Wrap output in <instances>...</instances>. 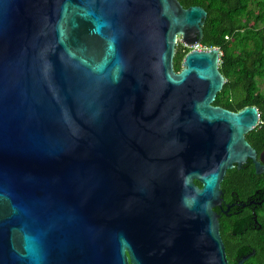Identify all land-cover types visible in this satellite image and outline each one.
Listing matches in <instances>:
<instances>
[{"label": "water", "instance_id": "95a60500", "mask_svg": "<svg viewBox=\"0 0 264 264\" xmlns=\"http://www.w3.org/2000/svg\"><path fill=\"white\" fill-rule=\"evenodd\" d=\"M207 17L179 0H0V264H230L214 209L264 152L246 138L257 107L214 105L220 49L175 71Z\"/></svg>", "mask_w": 264, "mask_h": 264}, {"label": "trees", "instance_id": "16d2710c", "mask_svg": "<svg viewBox=\"0 0 264 264\" xmlns=\"http://www.w3.org/2000/svg\"><path fill=\"white\" fill-rule=\"evenodd\" d=\"M215 1L212 7H207L201 0H193V4L208 10L201 44L221 51L219 69L226 84L214 105L233 112L257 107L260 124L246 138L261 152L264 151V91L261 90L264 85V0ZM189 52L183 45L177 50L176 72L182 70L183 60ZM196 184L202 186L198 181ZM260 189H264V174L258 175L254 167L247 164L241 170H229L222 183V190L229 198L233 193L245 197ZM227 257L230 264H237V253L229 251Z\"/></svg>", "mask_w": 264, "mask_h": 264}, {"label": "flooded vegetation", "instance_id": "af4514ba", "mask_svg": "<svg viewBox=\"0 0 264 264\" xmlns=\"http://www.w3.org/2000/svg\"><path fill=\"white\" fill-rule=\"evenodd\" d=\"M179 2L185 9L202 7L208 12L204 6L193 4V0H179ZM201 2L207 7H212L216 3L215 0H201ZM188 3L189 6L186 5ZM181 45L183 44L177 45V50ZM263 152H258V161H261ZM246 164L255 169L252 160H248ZM214 211L221 216V234L227 256L229 251L237 253L239 262L245 256L252 255L244 264H264V189L256 190L255 193L245 197L233 193L229 198L224 192L222 206L216 207ZM235 227L238 230L234 231Z\"/></svg>", "mask_w": 264, "mask_h": 264}, {"label": "built area", "instance_id": "2783aa9c", "mask_svg": "<svg viewBox=\"0 0 264 264\" xmlns=\"http://www.w3.org/2000/svg\"><path fill=\"white\" fill-rule=\"evenodd\" d=\"M184 47L188 48L190 51H192V50L209 51L211 49V48H208L206 46H203L202 44H197L195 46L184 45Z\"/></svg>", "mask_w": 264, "mask_h": 264}, {"label": "rangeland", "instance_id": "374dc122", "mask_svg": "<svg viewBox=\"0 0 264 264\" xmlns=\"http://www.w3.org/2000/svg\"><path fill=\"white\" fill-rule=\"evenodd\" d=\"M261 90L264 91V85H261Z\"/></svg>", "mask_w": 264, "mask_h": 264}]
</instances>
